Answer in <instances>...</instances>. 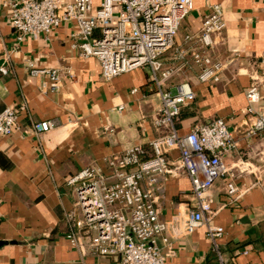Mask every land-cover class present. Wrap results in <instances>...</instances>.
I'll use <instances>...</instances> for the list:
<instances>
[{"label": "crops", "instance_id": "0c3cea01", "mask_svg": "<svg viewBox=\"0 0 264 264\" xmlns=\"http://www.w3.org/2000/svg\"><path fill=\"white\" fill-rule=\"evenodd\" d=\"M215 4L222 6L227 25L209 53L225 66L220 81L203 83L191 57L199 42L189 37L200 31ZM73 30L66 23L49 38L18 40L7 10L0 7V67L8 66V73L0 71V112L23 105L21 128L0 135V264H118L113 257L94 255L86 245L75 246L68 237L76 195L66 180L91 164L107 170L109 156L147 145L162 132L154 123L161 99L150 70L104 78L95 56L83 57L71 46ZM263 53L264 0H194L174 45L163 55L164 69L174 74L161 87L173 90L189 81L196 94L181 111L179 134L223 118L236 140L235 149L224 156L228 172L211 191L218 211L213 223L225 230L218 249L204 225L177 237L181 223L168 232L176 253L167 256V264H264V132L250 133L257 114L247 99L256 79L261 98L252 106L264 112ZM31 63L37 68L70 66L76 76L65 77L59 90L42 92ZM47 119L58 126L36 135L33 124ZM227 180L237 185L234 196L227 193ZM192 203L190 180L182 174L170 177L161 199L162 218L186 214Z\"/></svg>", "mask_w": 264, "mask_h": 264}, {"label": "built area", "instance_id": "2783aa9c", "mask_svg": "<svg viewBox=\"0 0 264 264\" xmlns=\"http://www.w3.org/2000/svg\"><path fill=\"white\" fill-rule=\"evenodd\" d=\"M193 2L0 0L18 40L49 38L55 28L71 23V46L83 57L95 56L104 78L148 68L159 86L161 106L154 123L162 129L161 134L147 145H135L109 156L107 170L91 164L66 180L76 195L68 237L75 246L86 245L94 255L113 257L118 264H167V256L176 253L175 241L168 232L181 223L177 237L204 225L216 249L225 232L224 227L213 223L218 211L212 207L211 191L216 180L228 172L224 156L235 149V137L223 118L197 123L189 133L179 134L177 121L183 107L195 98L194 87L189 81L175 84L173 90L161 87L174 74L173 69H164L163 55L174 45ZM226 25L222 6L215 4L205 15L200 31L189 37L199 42L192 48L191 57L199 68L200 82L220 81L225 62L214 59L209 51ZM260 65L264 73V53ZM30 66L31 73L41 80L42 92L59 90L65 77L76 76L70 66ZM0 71L8 73V66L3 64ZM258 87L254 79L247 90L249 110L257 114L251 134L264 132V112L252 106L261 98ZM22 106L9 105L0 112V135H11L21 128ZM56 126V120L47 119L33 124L32 130L41 135ZM173 151L178 152L176 157H171ZM181 174L191 182L193 203L186 214L179 212L166 220L161 216L166 182ZM226 189L231 196L238 192L233 180L226 181Z\"/></svg>", "mask_w": 264, "mask_h": 264}]
</instances>
